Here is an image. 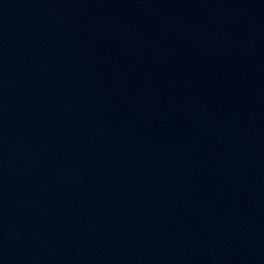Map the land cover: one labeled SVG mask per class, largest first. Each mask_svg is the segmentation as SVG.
Returning a JSON list of instances; mask_svg holds the SVG:
<instances>
[{
	"label": "water",
	"instance_id": "water-1",
	"mask_svg": "<svg viewBox=\"0 0 264 264\" xmlns=\"http://www.w3.org/2000/svg\"><path fill=\"white\" fill-rule=\"evenodd\" d=\"M0 264H264V0H0Z\"/></svg>",
	"mask_w": 264,
	"mask_h": 264
}]
</instances>
